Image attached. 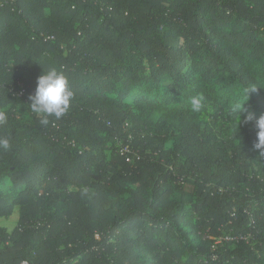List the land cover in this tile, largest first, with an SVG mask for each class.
Instances as JSON below:
<instances>
[{"label": "trees", "instance_id": "obj_1", "mask_svg": "<svg viewBox=\"0 0 264 264\" xmlns=\"http://www.w3.org/2000/svg\"><path fill=\"white\" fill-rule=\"evenodd\" d=\"M0 113V264H264V0H0Z\"/></svg>", "mask_w": 264, "mask_h": 264}, {"label": "clouds", "instance_id": "obj_2", "mask_svg": "<svg viewBox=\"0 0 264 264\" xmlns=\"http://www.w3.org/2000/svg\"><path fill=\"white\" fill-rule=\"evenodd\" d=\"M249 91L247 92V95ZM73 92L69 87V82L63 72L58 71L55 67L49 68L36 80L34 94L28 97L30 110L40 118L42 125H48L50 119L58 120L62 118L69 110L73 99ZM202 107V97L197 95L191 98V108L193 112L200 111ZM239 105H237V109ZM254 115H247L240 124H249L254 120ZM5 116L0 113V123L4 122ZM254 128L256 130L257 140L253 144V150L258 152L260 157H264V115L255 119ZM3 147L7 148L8 141L2 142Z\"/></svg>", "mask_w": 264, "mask_h": 264}, {"label": "rangeland", "instance_id": "obj_3", "mask_svg": "<svg viewBox=\"0 0 264 264\" xmlns=\"http://www.w3.org/2000/svg\"><path fill=\"white\" fill-rule=\"evenodd\" d=\"M187 189L191 190V186L187 185ZM19 218V213L16 211L11 217L3 218L0 220V225L8 228L9 230H12Z\"/></svg>", "mask_w": 264, "mask_h": 264}, {"label": "built area", "instance_id": "obj_4", "mask_svg": "<svg viewBox=\"0 0 264 264\" xmlns=\"http://www.w3.org/2000/svg\"><path fill=\"white\" fill-rule=\"evenodd\" d=\"M22 264H28L27 262H23Z\"/></svg>", "mask_w": 264, "mask_h": 264}]
</instances>
